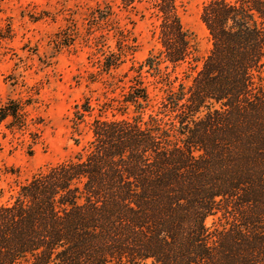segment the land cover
<instances>
[{"label": "trees", "instance_id": "trees-1", "mask_svg": "<svg viewBox=\"0 0 264 264\" xmlns=\"http://www.w3.org/2000/svg\"><path fill=\"white\" fill-rule=\"evenodd\" d=\"M121 2L146 4L158 48L92 119L83 153L0 206V264H264V0H209L210 51L181 74L174 0ZM74 108L83 123L89 102Z\"/></svg>", "mask_w": 264, "mask_h": 264}, {"label": "rangeland", "instance_id": "rangeland-1", "mask_svg": "<svg viewBox=\"0 0 264 264\" xmlns=\"http://www.w3.org/2000/svg\"><path fill=\"white\" fill-rule=\"evenodd\" d=\"M208 1L174 0L191 52L180 74L197 71L210 51L200 20ZM145 9L121 0H0V206L38 172L82 154L92 119L106 104L120 106L135 69L158 48ZM254 75L264 90V67ZM86 101L91 112L78 122L74 106ZM221 218L205 220L209 231Z\"/></svg>", "mask_w": 264, "mask_h": 264}]
</instances>
